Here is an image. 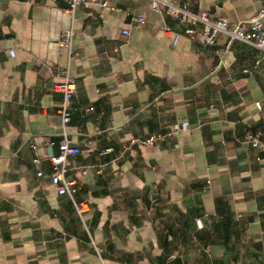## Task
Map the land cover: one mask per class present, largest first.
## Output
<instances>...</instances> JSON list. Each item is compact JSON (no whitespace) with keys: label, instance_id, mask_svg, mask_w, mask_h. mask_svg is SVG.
Segmentation results:
<instances>
[{"label":"crops","instance_id":"1","mask_svg":"<svg viewBox=\"0 0 264 264\" xmlns=\"http://www.w3.org/2000/svg\"><path fill=\"white\" fill-rule=\"evenodd\" d=\"M103 1L113 10L0 1V264H264V152L245 142L260 133L264 143V55L226 36L212 47L185 36L174 45L139 27L143 15L178 30L149 1ZM172 1L231 23L262 6ZM70 28L72 52L58 53ZM58 67L77 87L68 132L81 152L67 176L89 203L84 223L51 182ZM184 123L158 146L133 143Z\"/></svg>","mask_w":264,"mask_h":264},{"label":"built area","instance_id":"2","mask_svg":"<svg viewBox=\"0 0 264 264\" xmlns=\"http://www.w3.org/2000/svg\"><path fill=\"white\" fill-rule=\"evenodd\" d=\"M139 1V0H136ZM149 1L153 12L169 17L176 21L178 30L171 26L148 23L143 15H139L137 22L139 27L148 24L153 29H158L162 34L172 37L173 44L177 45L182 36L201 44L204 47L215 46L221 36H226L229 43L240 42L258 49L264 55V0H261V8L249 19H244L231 23L228 19L217 16L208 10L195 12L191 8L189 1L181 3L172 0H147ZM67 11L74 14L77 10L88 7H99L102 10H113L106 1L103 0H66ZM128 35L129 32H123ZM76 32L73 28L63 30L58 37V53L64 51L69 55L72 52L73 40ZM11 56H15V51H9ZM260 64V60L256 61V65ZM249 72L248 69L244 70ZM54 76L58 81L54 85V89L63 95V101L58 109L61 116V139L58 142V154H52L48 160L52 167L51 182L57 189L58 194L68 196L73 204L76 213L81 221L85 222V216L90 211L89 203L85 200L77 201L76 194L78 192L77 182L67 176L70 167L68 158L78 155L81 149L70 138L68 125L72 120L71 101L76 94L77 87L73 80L70 79L69 72L64 67H58L54 71ZM261 108V103H256ZM94 111V107H86L81 109V115L84 117L87 113ZM188 126L184 124H173L169 132L166 134H154L145 139H138L133 143L143 146L154 147L172 138L178 132L187 130ZM245 142L253 149L264 152V143L260 133H248ZM52 145V144H51ZM35 153L37 148L32 145ZM130 146L124 147V152H128ZM107 152H112L108 149ZM125 156V155H124ZM127 156H125L126 158ZM34 163L39 165L40 159L36 157ZM98 253L100 252L97 248ZM175 255L170 256V260L175 259Z\"/></svg>","mask_w":264,"mask_h":264},{"label":"water","instance_id":"3","mask_svg":"<svg viewBox=\"0 0 264 264\" xmlns=\"http://www.w3.org/2000/svg\"><path fill=\"white\" fill-rule=\"evenodd\" d=\"M1 1V0H0Z\"/></svg>","mask_w":264,"mask_h":264}]
</instances>
